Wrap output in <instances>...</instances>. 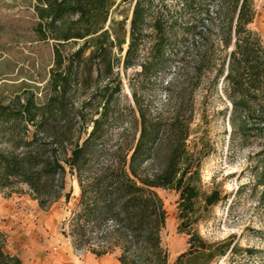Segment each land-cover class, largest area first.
<instances>
[{
  "label": "trees",
  "instance_id": "obj_1",
  "mask_svg": "<svg viewBox=\"0 0 264 264\" xmlns=\"http://www.w3.org/2000/svg\"><path fill=\"white\" fill-rule=\"evenodd\" d=\"M34 1L33 29L52 42L53 63L43 101L33 90L0 100V189L25 184L47 209L69 198L65 177L75 176L79 195L63 235L95 256L117 251L120 264H168L156 189H172L177 228L187 234L174 264H212L232 251L194 226L200 200L208 207L227 197L202 190L210 149L202 125L216 95L230 146L264 139V46L249 28L253 0ZM124 2L132 3L128 29L127 15L111 18ZM130 67L138 68L128 84L134 106L121 108L120 71ZM254 175L264 192V158ZM0 264H26L1 230Z\"/></svg>",
  "mask_w": 264,
  "mask_h": 264
},
{
  "label": "rangeland",
  "instance_id": "obj_2",
  "mask_svg": "<svg viewBox=\"0 0 264 264\" xmlns=\"http://www.w3.org/2000/svg\"><path fill=\"white\" fill-rule=\"evenodd\" d=\"M34 3V0H0V100L24 90H33L38 101L46 96L53 48L50 40H39L34 32L38 21ZM253 10L249 28L264 46V0H253ZM131 12L132 3L124 2L111 18L121 19L127 15L128 29ZM75 47L67 44L64 50ZM137 69L130 67L120 71L122 92L117 103L121 108L128 104L134 106L128 84ZM162 94L159 86L153 90L155 103L160 102ZM223 108L224 104L216 95L208 100L202 130L210 149L203 159L201 179L203 191L218 189L227 197L208 207L200 200L197 203L199 219L194 226L203 239L229 241L234 246L212 264H264V192L263 187L256 184L254 175L264 158V139L251 138L230 146L227 116L219 112ZM65 181L69 198L61 196L47 209L39 207L25 184L0 189V230L6 236L7 249L19 254L23 241H29L30 264H119L117 251L95 256L86 250L74 249L70 239L63 235L62 229L79 195L75 176L67 173ZM156 191L166 213L161 243L168 253V264H174L187 248V234L177 228L178 193L164 188Z\"/></svg>",
  "mask_w": 264,
  "mask_h": 264
},
{
  "label": "crops",
  "instance_id": "obj_3",
  "mask_svg": "<svg viewBox=\"0 0 264 264\" xmlns=\"http://www.w3.org/2000/svg\"><path fill=\"white\" fill-rule=\"evenodd\" d=\"M19 251L20 253L17 255L23 260L24 263L30 264L31 261H29V241L24 240L23 243L21 244V247L19 248Z\"/></svg>",
  "mask_w": 264,
  "mask_h": 264
}]
</instances>
